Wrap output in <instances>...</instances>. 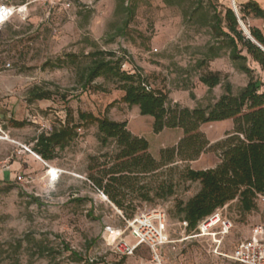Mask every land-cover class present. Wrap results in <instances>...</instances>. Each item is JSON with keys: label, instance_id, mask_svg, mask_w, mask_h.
I'll list each match as a JSON object with an SVG mask.
<instances>
[{"label": "rangeland", "instance_id": "rangeland-1", "mask_svg": "<svg viewBox=\"0 0 264 264\" xmlns=\"http://www.w3.org/2000/svg\"><path fill=\"white\" fill-rule=\"evenodd\" d=\"M253 1L264 9V0ZM6 3L28 7L27 12L13 17L0 30V128L10 140H0V264H88L89 259L93 264H151L152 255L146 248L120 258L103 244L108 228L123 232L125 224L88 181L98 173V169H91L116 148H102L96 126L82 125L79 114L127 122L134 136L149 142L156 160L163 149L178 145L183 132L175 129L155 134L153 118L142 116L136 106L122 103V91L104 79L84 88L80 74L89 65L90 53L116 52L122 56L121 51H125L123 70L137 73L173 104L190 109L199 102L213 104L223 90L217 89L210 98L199 78L217 73L225 82L228 77L225 72L232 64L227 57L205 60L211 47L221 56L228 53L222 41L215 39L212 21L214 9L224 13L232 6L231 0H74L69 11L50 9L39 0H0V5ZM129 4L135 10L131 20L125 13ZM235 4L239 13L241 5L238 0ZM253 20L264 26V20L250 16L243 23L247 30L256 28ZM70 56L79 58L78 65L69 63ZM203 61L206 63L200 67ZM60 62H65L62 67H45L46 63L60 66ZM247 66L260 78L257 66L252 62ZM233 82L245 81L234 76ZM98 86L105 92L96 90ZM190 92L195 94L196 102L189 97ZM38 93L48 99L36 100ZM15 122H25L26 126L18 128ZM71 122L80 129L64 150L56 149L55 160L44 161L33 151L41 134L60 131ZM232 130V121L209 123L200 129L211 146ZM21 145L40 159L25 153L30 158L19 160ZM219 163L220 152L212 148L195 162H178L171 171L139 177V186H157L170 177L175 184L172 197L161 200L151 194L150 201L135 200L129 210H123L126 218L157 209L166 212L170 243L162 249L163 264H236L230 257L263 220L261 206L243 214L239 201L225 205L224 213L233 228L218 251L210 239L192 238L193 233L184 230L176 207L196 195L200 184L185 181L182 171L186 167L208 170ZM18 172L32 176L35 183L22 186L16 179ZM124 238L131 241L129 232Z\"/></svg>", "mask_w": 264, "mask_h": 264}, {"label": "trees", "instance_id": "trees-1", "mask_svg": "<svg viewBox=\"0 0 264 264\" xmlns=\"http://www.w3.org/2000/svg\"><path fill=\"white\" fill-rule=\"evenodd\" d=\"M193 1L201 3L203 0ZM125 13L128 20L134 17L135 10L132 4L125 8ZM250 16L264 20V9L253 0L241 5L239 11L243 23ZM212 31L215 39L225 45L228 53L221 56L216 48L211 47L205 61L211 62L227 57L232 68L246 78L247 85L236 89L228 77L223 82L220 74L202 75L199 81L207 88L208 97L214 96L216 90L220 88L223 94L215 103L203 105L199 102L193 109L183 107L179 103L173 104L166 94L153 90L137 73L124 71L125 51H121L122 56H118L116 52L104 51L90 53L87 56L90 60L89 65L83 68L80 74L82 87L89 89L96 80L104 79L112 83L116 90L124 93L122 103L130 108L136 106L142 116L153 118L155 134L175 129L183 132L178 145L163 149L160 159L156 160L150 153L149 142L145 138L134 136L128 130L127 122L79 114L82 125L96 126L97 140L102 148L111 145L116 148L115 153L104 155L106 160L101 164L98 162L97 166L91 169L92 171L98 169V173L91 175L88 182L97 194L106 196L109 204L118 213H122L126 220L135 216L126 218L123 212L130 209L133 201H150L151 194L154 198L166 200L175 193L172 177L157 186H139L140 176L152 177L163 170L171 171L173 165L178 162H195L212 148L220 152V163L215 168L195 171L186 167L181 174L185 181L200 184V190L196 195L176 207L180 223L188 224L186 231L194 233L205 218L236 200L239 201L243 214H250L260 208L258 196L264 195V81L261 79L259 69L264 73V52L246 37L232 6L224 13L214 9ZM249 31L264 48L263 32L258 28H250ZM244 51L246 54H243ZM68 61L72 65H78L79 58L70 56ZM247 62L257 66L260 78L254 76L255 69L247 66ZM63 63L65 62H60L58 64L60 66L46 63L45 67H62ZM204 63L206 62H201L199 66L203 67ZM95 89L105 92L102 86ZM35 97L39 101L48 99L43 93L35 94ZM189 97L192 101H197L194 93L190 92ZM224 121H232L233 130L224 140L211 146L205 134L200 131L201 127ZM14 125L23 128L26 123L15 122ZM77 128L80 129V126L71 122L64 125L60 131L41 134L36 139L33 151L44 161L55 160L56 149L64 150L75 139ZM37 201L38 199H33V202ZM73 255L80 260L79 255ZM93 263L94 261L89 259L88 264Z\"/></svg>", "mask_w": 264, "mask_h": 264}, {"label": "built area", "instance_id": "built-area-1", "mask_svg": "<svg viewBox=\"0 0 264 264\" xmlns=\"http://www.w3.org/2000/svg\"><path fill=\"white\" fill-rule=\"evenodd\" d=\"M42 4L50 9L61 8L69 11L72 9L74 0H39ZM28 4L16 7L11 4L0 5V30L3 25L10 22L15 16H22L27 12ZM0 140L10 141L7 134L0 128ZM16 145L18 143L13 142ZM24 153L36 156L30 149L22 146ZM19 184L29 186L35 183V178L30 175L21 174L16 177ZM105 201L107 197L101 194ZM258 203L264 210V195L258 196ZM225 208L217 209L209 217L205 218L196 228L192 238H208L217 247L222 245L225 238L230 234L233 224L225 215ZM120 216L125 221V230H116L111 228L107 230V237H103L102 241L108 250L120 257H131L139 248H146L152 255L151 264H163L162 249L170 243L169 222L165 211L161 209L149 212H141L136 214L132 219L126 220L122 213ZM186 231L188 224L180 223ZM126 232H129L131 241L124 238ZM117 234L111 238L113 234ZM113 239V240H112ZM236 264H264V211L263 220L253 227L250 237L242 241L232 256L230 257Z\"/></svg>", "mask_w": 264, "mask_h": 264}, {"label": "crops", "instance_id": "crops-1", "mask_svg": "<svg viewBox=\"0 0 264 264\" xmlns=\"http://www.w3.org/2000/svg\"><path fill=\"white\" fill-rule=\"evenodd\" d=\"M247 1L248 0H238L239 5H245L247 3ZM253 21H254V24L256 23L255 24V27L264 32V26L260 25L259 22H258V20H253ZM225 73L228 75L229 80L231 81V83L234 85V87L236 89L243 88V87H245L247 85L246 78L243 75L238 74L232 67L229 68ZM259 74L261 75V77H262V79L264 81V73L260 69H259ZM234 76H237L240 79L242 77V79L245 82H233ZM233 128H234V125H233ZM24 158L25 159L26 158H30V156H27V154H25L23 151H19L18 152V159L19 160H22ZM19 170H21V164H20V162H18V171ZM18 175H21V173L18 172Z\"/></svg>", "mask_w": 264, "mask_h": 264}, {"label": "water", "instance_id": "water-1", "mask_svg": "<svg viewBox=\"0 0 264 264\" xmlns=\"http://www.w3.org/2000/svg\"><path fill=\"white\" fill-rule=\"evenodd\" d=\"M232 2V10L235 13V16L238 19V23L242 29V31L244 32V34L246 35V37L253 43L255 44L257 47H259L263 52H264V48L252 37L251 33L249 30L246 29V26L243 24V22L241 21L240 17H239V13H238V9L236 7V4L234 2V0H231Z\"/></svg>", "mask_w": 264, "mask_h": 264}, {"label": "bare ground", "instance_id": "bare-ground-1", "mask_svg": "<svg viewBox=\"0 0 264 264\" xmlns=\"http://www.w3.org/2000/svg\"><path fill=\"white\" fill-rule=\"evenodd\" d=\"M234 2H235V0H234ZM247 29V28H246Z\"/></svg>", "mask_w": 264, "mask_h": 264}]
</instances>
